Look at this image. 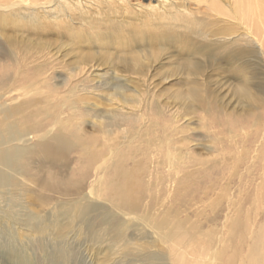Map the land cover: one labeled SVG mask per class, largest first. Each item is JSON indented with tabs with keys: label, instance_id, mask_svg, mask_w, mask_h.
Wrapping results in <instances>:
<instances>
[{
	"label": "bare ground",
	"instance_id": "obj_1",
	"mask_svg": "<svg viewBox=\"0 0 264 264\" xmlns=\"http://www.w3.org/2000/svg\"><path fill=\"white\" fill-rule=\"evenodd\" d=\"M29 2L31 8H26ZM178 2L158 0L157 6H137L150 18L185 34L187 41L194 42L197 55L209 58L214 71L230 67L235 75H242L237 90L243 100L238 103L240 109L218 108L210 102L199 120L203 130L199 139L190 136L194 114L203 110L201 90L195 83L186 93L188 104H182L185 115L154 110L149 101L135 105L134 97L117 85L110 101L120 98L121 111L96 114L77 97L79 92L88 93L84 87L54 91L48 83L49 67L11 69L3 62L7 52L0 47V235L20 243L29 241L33 258L27 263L75 264L85 245L95 258L104 253V260L97 264H108L115 261L117 252L128 250L130 222L148 220L152 205L159 209L167 201L187 197L191 201L205 189L255 187L256 202H260L259 194L264 192V0H196L191 6L188 0ZM87 3L0 0V26L19 21L35 29L53 16L52 25L59 27L71 10H85ZM193 63L190 74L199 76L203 62ZM99 83L98 88L104 86ZM131 103L133 107H128ZM88 121L97 135L81 133ZM199 150H206L208 157H197ZM69 155L78 159L79 179H73V184L68 178L63 183L48 180L50 175L57 179L49 166L67 168ZM60 196L75 199L67 202ZM242 213L238 211L232 220V243L244 237L241 228L250 227L251 221H243ZM166 237L173 242L169 249L173 262L188 264L184 255L177 256L178 232L173 230ZM206 243L195 249L201 256L211 251ZM20 256L16 253L13 258L20 261ZM243 264H264V227L255 234Z\"/></svg>",
	"mask_w": 264,
	"mask_h": 264
},
{
	"label": "rangeland",
	"instance_id": "obj_2",
	"mask_svg": "<svg viewBox=\"0 0 264 264\" xmlns=\"http://www.w3.org/2000/svg\"><path fill=\"white\" fill-rule=\"evenodd\" d=\"M175 1L179 3L180 0ZM188 1L190 6L196 2ZM86 2L85 10L74 8L69 12L68 20L59 27L52 25L55 23L53 16L46 17L43 26L35 29L17 20L16 25L0 26V47L7 52L3 55V62L11 69L34 68L41 64L49 67L48 83L54 91L85 88L88 93L79 92L77 97L86 101L87 107L96 114L121 111L120 98L116 103L110 101L113 88L119 86L122 93L134 97L135 105H147L149 101L154 110L173 113L172 110L175 115H185L182 104L187 100L188 88L195 83L201 90L203 110L194 114L192 119L190 136L193 139H199L203 134L199 120L205 117L204 110L210 102L216 103L218 108L233 109L236 106L237 111L240 109L238 107L243 100L237 90L242 75H235L230 67L214 71L209 58L203 53L197 55L194 42L187 41L189 38L185 34L165 26L163 20L150 18L149 12H141L137 6L144 9L150 5L157 6L158 0ZM30 4H25V7L31 8ZM197 45L198 48L201 46L200 43ZM196 60L203 62L199 76L190 74ZM99 82L104 86L98 88ZM128 105L131 107L133 104ZM89 121L81 133L95 136L96 128ZM206 152L199 150L195 155L207 158ZM77 160L75 155H69L65 169L50 165V171L57 174V179L51 175L47 179L63 183V179L68 178L69 184H73V179L80 177ZM258 193L255 187L231 191L205 189L196 193L191 201L190 197L176 202L167 201L159 209L152 205L153 215L148 220L130 222L128 250L117 252L115 261L108 264H176L169 250L173 242L166 237L173 230L181 236L177 256L184 255L188 264H243L247 261L255 234L264 227V192L259 194L260 202H256ZM73 199V196H60V200L67 202ZM97 203L110 205L103 201ZM238 211L243 212V221L251 222L249 228L239 230L241 234L245 231L242 240H233L235 242L232 243L229 229ZM248 213L251 214L247 215L249 220L246 218ZM163 222L167 224L162 226ZM160 226L161 229L158 228ZM204 243L210 246L211 251L201 256L196 250ZM28 247H31L28 240L20 243L0 235V264H29L26 261L31 262L33 254ZM124 251L127 253L123 254ZM14 253L21 254L20 261L13 258ZM103 254L95 258L83 245L75 264H97V260H104ZM232 254L236 255L230 260Z\"/></svg>",
	"mask_w": 264,
	"mask_h": 264
}]
</instances>
